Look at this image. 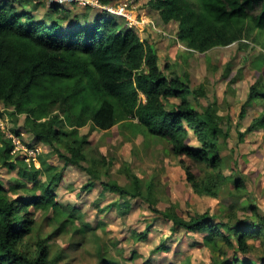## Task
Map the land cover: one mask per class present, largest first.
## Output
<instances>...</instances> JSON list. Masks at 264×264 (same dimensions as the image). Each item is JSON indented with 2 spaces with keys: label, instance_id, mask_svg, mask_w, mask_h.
Returning <instances> with one entry per match:
<instances>
[{
  "label": "trees",
  "instance_id": "obj_1",
  "mask_svg": "<svg viewBox=\"0 0 264 264\" xmlns=\"http://www.w3.org/2000/svg\"><path fill=\"white\" fill-rule=\"evenodd\" d=\"M99 1L112 5L114 0ZM27 4L30 0H0V103L6 110H0V117L7 114L14 121L24 115V127L36 145L47 144L67 165L88 162V135L80 133L82 128L108 131L121 125L136 136L166 142L172 156H186L199 166L201 176L181 162L197 195L218 199L224 193L234 197L245 189L240 177L223 171L222 143L230 134L213 105L199 104L206 96L202 86L193 88L187 74L166 75L152 46L116 18L94 15L89 7L74 12V7L55 5L37 19L25 10ZM149 5L163 23L178 25V42L199 53L243 39L259 43L264 37V0H150ZM259 99H264V90L252 86L246 105ZM263 127L264 116L247 131ZM12 132L18 137L22 134L16 129ZM193 137L195 146L191 145ZM240 137L243 140L244 134ZM0 141V165L18 169L22 180L32 178L34 189L41 190L37 195L19 181L8 189L0 181V264H57L60 256L50 257L46 241H39L35 248L25 241L36 232L30 207L65 216L54 195L63 172L41 156L39 166L38 162L31 166L25 160L14 162V146L1 131ZM104 163L95 162L97 169L86 171L99 178L96 171ZM129 178L130 186L116 181L102 185L123 198L142 199L150 211L171 224L173 233L203 234V244L226 257L221 264H264V217L255 206L249 208L252 218L233 214L218 218L209 213L184 218L174 204L162 200L154 176L149 181L135 173ZM87 185L90 190L93 183ZM230 187L236 192H230ZM23 189L32 198L10 197V192ZM148 235L149 230L137 238L146 241ZM157 249L170 250L165 240ZM98 256L101 262L120 264L107 260L101 249Z\"/></svg>",
  "mask_w": 264,
  "mask_h": 264
},
{
  "label": "rangeland",
  "instance_id": "obj_2",
  "mask_svg": "<svg viewBox=\"0 0 264 264\" xmlns=\"http://www.w3.org/2000/svg\"><path fill=\"white\" fill-rule=\"evenodd\" d=\"M35 1L39 2L30 0L27 11L40 19L50 5L43 1L35 5ZM149 1L137 0L135 6L129 8L128 16L138 22L133 26L135 31L157 52L159 67L166 75L183 77L187 74L193 88L202 86L205 89L206 96L200 98L199 104L202 107L213 105L223 119L222 126L230 134L222 143L223 171L240 177L245 189L238 193L230 187V192H236L234 197L227 193L218 199L197 195L187 182L186 169L181 162L190 166L197 176L203 175L199 166L186 156H172L166 142L146 139L142 134L136 136L132 129L121 125L108 131L94 130L91 126L82 128L80 133L88 135V162L80 166L67 165L47 144L41 143L39 156L63 172V181L54 195L65 216L57 217L52 210L45 212L30 207L36 220V232L25 243L28 241L35 248L39 241H46L50 257L60 256L57 264H108L101 262L98 249L107 260L116 259L120 264L147 261L152 264H221L226 259L203 244V234L173 233L171 224L150 211L142 199L123 198L103 188L102 184L108 181L130 186L129 176L134 173L145 181L154 176L162 200L174 204L177 213L184 218L203 213L218 218L229 214L252 218L250 206H255L264 217V127L247 131L255 120L264 116V99L246 105L252 86L264 90V37L259 38V43L243 39L227 47L199 53L177 41L178 25L163 23L150 8ZM16 4L19 6L18 2ZM116 4L114 0L112 5ZM70 7L75 8L74 12L82 10L76 5ZM92 14L116 18L123 27H129L126 17L105 14L102 9H94ZM199 104H195L198 109ZM0 110L6 112L2 103ZM24 121V115L18 116L17 120L5 122L4 128L20 130L21 141L27 146H36ZM240 134H244L243 140ZM196 144L193 137L191 145ZM57 146L66 153L64 146ZM13 155L14 162L17 159L26 161L22 151ZM103 160L107 167L96 171L99 178L89 175L86 168L97 169L95 162ZM36 162L39 166L38 159ZM39 179L40 182L46 180L43 176ZM0 181L8 189L14 188L17 181L25 183L29 190L36 184L32 178L22 180L18 169L11 171L1 165ZM88 183H93L90 190L86 187ZM40 192L34 189L37 195ZM32 196L24 189L10 192V197L16 200ZM147 230V240H138L137 234ZM164 240L170 248L168 252L157 249ZM231 254L232 251L228 252L229 256Z\"/></svg>",
  "mask_w": 264,
  "mask_h": 264
},
{
  "label": "built area",
  "instance_id": "obj_3",
  "mask_svg": "<svg viewBox=\"0 0 264 264\" xmlns=\"http://www.w3.org/2000/svg\"><path fill=\"white\" fill-rule=\"evenodd\" d=\"M45 2L50 7L52 6H57V7H67L71 5H76L81 8H92V9H102L103 12L106 13H114L117 16L123 17L128 19L129 22V28L134 29V25L137 26V21L136 23L131 20V18L128 16L129 8L134 7L136 4L137 0H117L116 6L113 5H103L99 0H39V2ZM36 2L35 3H39ZM135 30V29H134ZM5 122L9 123L10 119L7 114H3L0 117V131L4 134V136L8 139L11 140L14 149H13V154L19 151H22L26 157V162L31 165L33 162L37 161L38 156L41 154V145L37 144L36 146L29 147L25 145L21 139L16 136L12 131L9 130L7 126V130L4 128ZM1 144V142H0Z\"/></svg>",
  "mask_w": 264,
  "mask_h": 264
},
{
  "label": "crops",
  "instance_id": "obj_4",
  "mask_svg": "<svg viewBox=\"0 0 264 264\" xmlns=\"http://www.w3.org/2000/svg\"><path fill=\"white\" fill-rule=\"evenodd\" d=\"M67 7H70V6H67ZM60 9L62 8V7H59ZM64 8V7H63ZM30 8H29V5L27 4V6L25 7V10L27 11V10H29ZM28 12V11H27Z\"/></svg>",
  "mask_w": 264,
  "mask_h": 264
},
{
  "label": "clouds",
  "instance_id": "obj_5",
  "mask_svg": "<svg viewBox=\"0 0 264 264\" xmlns=\"http://www.w3.org/2000/svg\"><path fill=\"white\" fill-rule=\"evenodd\" d=\"M62 9V8H61ZM1 142V141H0Z\"/></svg>",
  "mask_w": 264,
  "mask_h": 264
}]
</instances>
